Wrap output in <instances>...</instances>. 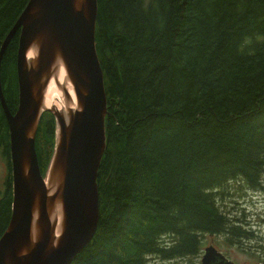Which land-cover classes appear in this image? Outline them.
<instances>
[{"label":"trees","instance_id":"obj_1","mask_svg":"<svg viewBox=\"0 0 264 264\" xmlns=\"http://www.w3.org/2000/svg\"><path fill=\"white\" fill-rule=\"evenodd\" d=\"M28 0H0V46ZM18 33L0 61L6 105L18 104ZM94 47L106 102L96 172L98 218L70 264L196 259L204 235H243L216 205L224 185L264 179V0H96ZM55 122L44 112L35 151L44 176ZM0 237L11 217L9 134Z\"/></svg>","mask_w":264,"mask_h":264},{"label":"water","instance_id":"obj_2","mask_svg":"<svg viewBox=\"0 0 264 264\" xmlns=\"http://www.w3.org/2000/svg\"><path fill=\"white\" fill-rule=\"evenodd\" d=\"M96 0H28L0 46V61L18 34V104L0 105L9 134L12 205L0 237V264H70L92 239L98 218L96 172L104 151L106 113L94 47ZM29 50L34 54L28 57ZM64 66L76 106L45 108L49 79ZM58 66V65H57ZM44 112L55 122V146L42 176L35 151ZM199 264H233L212 246Z\"/></svg>","mask_w":264,"mask_h":264},{"label":"rangeland","instance_id":"obj_3","mask_svg":"<svg viewBox=\"0 0 264 264\" xmlns=\"http://www.w3.org/2000/svg\"><path fill=\"white\" fill-rule=\"evenodd\" d=\"M7 172L5 159L0 152V196ZM261 181V185L254 190L239 187V184L233 181L227 183L224 189L220 190L221 193L224 190L226 192L216 201L217 207L225 212L229 220H239L236 224L243 235L236 239L234 245H239L247 254L240 252L233 245L225 244L222 238L214 235L202 236L200 250L211 244L233 264H264V179ZM186 258L182 261L177 259L175 262L172 259L149 257L148 264H199V257Z\"/></svg>","mask_w":264,"mask_h":264},{"label":"bare ground","instance_id":"obj_4","mask_svg":"<svg viewBox=\"0 0 264 264\" xmlns=\"http://www.w3.org/2000/svg\"><path fill=\"white\" fill-rule=\"evenodd\" d=\"M33 54L34 52L29 50L27 56L31 57ZM54 68H56L57 72L49 79L44 94L43 105L45 108L52 107L57 111L66 112L68 109H73L76 106L75 95L69 84L64 66L54 62Z\"/></svg>","mask_w":264,"mask_h":264},{"label":"flooded vegetation","instance_id":"obj_5","mask_svg":"<svg viewBox=\"0 0 264 264\" xmlns=\"http://www.w3.org/2000/svg\"><path fill=\"white\" fill-rule=\"evenodd\" d=\"M210 237H212V235L210 236ZM216 237H219V238H222V235H216ZM215 250H216V248L213 246V245H211ZM216 251H218V250H216ZM219 252V251H218ZM225 257V256H224ZM158 258V257H157ZM226 259H228L227 257H225ZM182 260H184V258L182 259ZM177 264V263H176Z\"/></svg>","mask_w":264,"mask_h":264}]
</instances>
